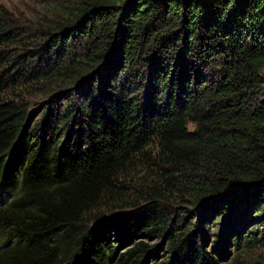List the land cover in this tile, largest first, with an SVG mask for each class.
Here are the masks:
<instances>
[{
    "label": "trees",
    "instance_id": "trees-1",
    "mask_svg": "<svg viewBox=\"0 0 264 264\" xmlns=\"http://www.w3.org/2000/svg\"><path fill=\"white\" fill-rule=\"evenodd\" d=\"M42 7L0 12V264H264V0Z\"/></svg>",
    "mask_w": 264,
    "mask_h": 264
},
{
    "label": "rangeland",
    "instance_id": "rangeland-1",
    "mask_svg": "<svg viewBox=\"0 0 264 264\" xmlns=\"http://www.w3.org/2000/svg\"><path fill=\"white\" fill-rule=\"evenodd\" d=\"M53 2L57 0H52ZM61 1V0H60ZM49 2V0H0V12L4 11L11 17L16 24L21 27L33 29L39 11L43 8L42 4ZM115 245L117 240L113 239ZM119 252L126 250L125 245L119 248Z\"/></svg>",
    "mask_w": 264,
    "mask_h": 264
}]
</instances>
